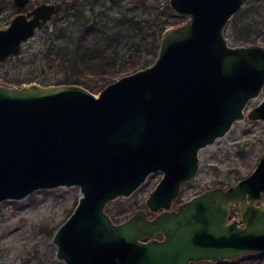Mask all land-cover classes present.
<instances>
[{
  "label": "water",
  "instance_id": "95a60500",
  "mask_svg": "<svg viewBox=\"0 0 264 264\" xmlns=\"http://www.w3.org/2000/svg\"><path fill=\"white\" fill-rule=\"evenodd\" d=\"M244 1L168 0L186 17L163 28L150 62L97 91L77 81L0 80V201L79 186L52 234L64 264H190L264 248V148L235 181L172 206L182 181L196 178L198 149L243 117L264 84V43L232 44L224 31ZM55 8L38 1L0 25V59L19 53ZM246 115L264 124V96ZM156 169L147 209L113 219L106 202ZM234 202L238 217H230Z\"/></svg>",
  "mask_w": 264,
  "mask_h": 264
},
{
  "label": "rangeland",
  "instance_id": "374dc122",
  "mask_svg": "<svg viewBox=\"0 0 264 264\" xmlns=\"http://www.w3.org/2000/svg\"><path fill=\"white\" fill-rule=\"evenodd\" d=\"M38 1L42 0H31L32 5ZM165 1L168 3V0ZM119 3L126 6L131 4L132 0H119ZM163 8L161 4L157 11L160 12ZM15 11L16 4L13 0H0V25L6 24ZM61 15V10L54 11L45 23L37 27L34 33L22 42L19 53L0 60L1 72L10 79H28L33 73L36 74L35 76L48 72L51 75L62 74L63 69H55L48 65L37 52L50 38L54 22L61 18ZM242 24H248L251 30L248 40L233 42L232 29L235 26L239 28L243 26ZM224 31L232 44L251 41L264 43V0L244 1L231 14ZM253 36L254 40H250ZM263 96L264 84L256 95L247 100L243 117L235 119L224 133L198 149L199 166L196 178L194 181H182L181 191L174 198L172 206L206 186L226 185L250 171L264 148V124L261 118L247 117L246 112ZM161 173L160 169L149 172L130 193L109 199L105 209L115 220L127 216L138 206L147 209L145 197ZM79 194L77 184H61L36 188L19 198L2 199L0 201V264H64L63 260L55 255L56 243L52 240V234L73 208ZM261 199H264V193ZM116 210H121L119 216L113 213ZM153 213L148 210L149 215ZM238 215L239 207L237 202H234L230 206V217H238ZM247 251L250 250L241 253ZM252 251L260 257L257 264H264V248L252 249ZM194 262L191 261L190 264H195ZM255 263L252 261L250 264Z\"/></svg>",
  "mask_w": 264,
  "mask_h": 264
},
{
  "label": "trees",
  "instance_id": "16d2710c",
  "mask_svg": "<svg viewBox=\"0 0 264 264\" xmlns=\"http://www.w3.org/2000/svg\"><path fill=\"white\" fill-rule=\"evenodd\" d=\"M55 3V12L61 10L62 19L55 20L50 38L37 52L48 65L63 69V73L51 75L48 72L40 76L33 73L28 79H10L0 70V80L17 84L33 80L42 83L77 81L97 91L121 72L150 62L157 52L163 28L186 17L173 11L165 0H132L126 6L119 0H55ZM161 4L164 8L158 12ZM242 25L233 27V42L248 40L251 30L248 24ZM250 40H254V36ZM120 212L113 213L120 215ZM259 258L250 250L194 263L250 264L255 261L257 264Z\"/></svg>",
  "mask_w": 264,
  "mask_h": 264
},
{
  "label": "flooded vegetation",
  "instance_id": "af4514ba",
  "mask_svg": "<svg viewBox=\"0 0 264 264\" xmlns=\"http://www.w3.org/2000/svg\"><path fill=\"white\" fill-rule=\"evenodd\" d=\"M245 1H246V0H245ZM54 2H55V1H54ZM168 3H169V2H168ZM169 5H170V4H169ZM30 7H32V2H31V0H26L25 3H23L21 6L16 5V11H18V10H27V9H29ZM170 7H171V6H170ZM171 8H172V7H171ZM16 11H15V12H16ZM15 12H14V13H15ZM179 13H180V12H179ZM183 14H184V13H183ZM12 16H13V15H12ZM12 16H11V17H12ZM185 16H186V14H185ZM11 17H10V18H11ZM9 20H10V19H9ZM8 22H9V21H8ZM8 22H7V23H8ZM7 23H6V24H7ZM6 24H4V25H6ZM30 36H31V35H30ZM228 40H229V39H228ZM22 42H23V41H22ZM229 42H230V40H229ZM10 55H12V54H10ZM8 56H9V55H8ZM8 56H6V57H8ZM6 57H4V58H6ZM4 58H2V59H4ZM2 59H1V60H2ZM148 215H149V214H148ZM157 236H161V234H157Z\"/></svg>",
  "mask_w": 264,
  "mask_h": 264
}]
</instances>
